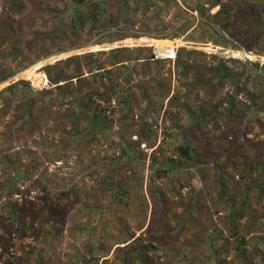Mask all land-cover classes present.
<instances>
[{
	"label": "rangeland",
	"instance_id": "374dc122",
	"mask_svg": "<svg viewBox=\"0 0 264 264\" xmlns=\"http://www.w3.org/2000/svg\"><path fill=\"white\" fill-rule=\"evenodd\" d=\"M175 2L178 3L177 6ZM209 2L210 0H171L170 5L173 6L167 9L162 1L144 15L143 7H140L133 20V32H140L144 23H149L150 27H160V21L162 25L169 27V31L164 34L162 33L165 31L161 30L155 32L157 35L153 33L128 37L113 43H95V36L86 32L80 37V44L72 47L70 41L74 37L70 34L69 22L74 15L73 6L79 5L78 0H10L6 4L0 0V19L7 13H11L15 19L24 18L17 31H9L5 35L11 41L6 40V45L9 42L8 46L13 44L20 51L18 60L15 61L10 56L4 61L5 66H15L20 61L29 62L26 67L28 71L22 73L19 70L14 76L1 82L0 91L13 83H19L18 88L23 90L25 84L21 81H27L34 94L55 89L56 83L51 81L46 70L53 65L57 67L52 70L53 74L65 68L70 76H75L83 69L84 75L74 78L75 83L83 87V93H88V86L92 84L101 92L109 91L111 79H118L115 68L111 78L107 75L100 81L97 75L102 70L90 73L86 62L81 61L79 68L75 63H65V60L70 56L87 53L98 64L110 68L108 59L113 49L142 47L140 62H135V66L127 62L132 79L129 82L118 79L117 91L123 94L125 103L120 104L116 98L112 100L111 107L106 109L110 120H101L107 125L103 131L98 129V133L92 132L90 135L76 132V135L68 119L61 122L64 110L60 108L59 99L54 105V113L47 121L41 122L42 129L33 135H27L20 123L16 125L20 129L19 133L9 134L6 124L17 117L13 108L3 120L0 126V165L6 168L3 172L0 170V183L10 181L5 191L11 189L14 193L10 197L2 194L0 206L8 202L21 205L29 199L40 207L46 204L45 201H49L51 210L46 212H54L55 215L48 218L46 224L42 225L40 222L39 229L0 224L1 233L15 238L10 254L1 258L0 264L8 261L9 264H88L89 261L92 264H126L125 257L134 253L136 246L147 243V238L155 241L161 237L167 240V245L155 242L158 249L148 252L153 261L151 264H173L174 261H178L177 264H217L211 255L215 249L229 250L228 254H221L223 264H264V226L259 228L252 225L256 220L264 222V132L256 121L260 119L264 122V112L251 107L248 95L243 93L239 95V102L233 108L230 118L219 117L218 111L228 112L229 104L221 101L226 93L233 91L231 84L221 87L212 72L203 70L200 73L201 67H192L182 75L177 63L178 50L184 47L198 51L193 59L204 68L216 67L223 60L227 68L239 73L244 68L243 63L252 61L259 63L254 69L262 74L264 22L258 25L257 21H264V0H221V4L225 3L229 7V25L225 28L220 23L223 21L222 16L215 18L221 4L207 10ZM12 4L21 7L15 10ZM202 5L206 9L200 12ZM160 7L163 8L159 10ZM243 13L260 15L243 19ZM129 14L131 16L133 11ZM155 14L161 18L158 20L153 16ZM186 22L191 27L183 34L176 35L177 30ZM206 24H212L219 31L212 40L205 34ZM56 28L67 31L68 37H55L54 40L48 37L46 33ZM37 32L44 33V39H40L41 34L37 36ZM164 35L168 37H162ZM202 35L205 36L204 39L200 38ZM143 37L148 39H141ZM34 39L39 40L38 45L27 44ZM61 46L66 50H60ZM247 46H253V50L249 51ZM155 47L160 56L157 60L152 59ZM43 49L49 50L50 55L35 61L37 53H42ZM246 52L252 55L247 56ZM174 53V58H163L165 55L174 56ZM213 55L219 58L214 59ZM145 58L159 61V65L152 61L148 63ZM44 74L50 81L48 85L38 80ZM199 75L204 77L202 81L211 77L214 79L205 85L198 80ZM36 80L38 83H35ZM252 81L247 82L249 89L255 88ZM188 82L193 83L192 90L188 88ZM163 87L168 88L170 94L159 100L164 93ZM261 87L260 85L259 88ZM177 92L183 95L181 106H170L169 99ZM205 93H209L206 94V100L203 98ZM77 96L79 94L69 99L74 101L76 109L80 111ZM36 99L40 100L38 97ZM149 101L157 106V111L153 114L156 117L153 116L152 121L157 141L153 146L146 142L138 146L135 144L139 141L136 133L140 127V117L144 113L143 108L147 107ZM38 103L36 112L40 106ZM104 103L102 102L103 105ZM160 104L163 105L162 108L159 107ZM212 105L213 108L216 106V113L219 114L218 118L216 115L217 125L213 122L215 120H202L200 126L195 125L194 121L197 119L192 113L204 119L200 110L205 106L208 111H212ZM68 106L64 105L66 108ZM62 129L70 132L63 135L65 131ZM185 140L194 147L205 146L206 151L210 150L205 155L206 165L196 162L193 168L186 166L193 163V160L180 156L178 149V145ZM258 142L262 144L257 145ZM237 144L240 149L234 155L233 159L238 163L234 167L225 151ZM215 150L220 154V166L225 167L220 168L213 162L215 157L212 152ZM154 156L161 162L153 160ZM163 156L173 158L182 167L169 168L170 162L163 163ZM158 168L168 171L160 176ZM108 173L114 174V177L106 183L104 179ZM220 175L224 178H220ZM222 186L226 193H222ZM17 188L21 190V194L15 193ZM161 191L166 195L165 202L160 199ZM117 192H121L124 202L115 199ZM194 194L204 197L198 201L199 209H191L189 198ZM225 194L229 196L221 197ZM230 196L235 197L233 199L237 206H242L241 201L247 197L239 228L244 232L249 230V234H246L249 241L247 247L262 251L254 256L250 253L240 255L243 246L239 249L235 247L240 240L237 238L236 242L230 236L225 224V207ZM184 212L188 213L189 218L183 219ZM1 214L7 215L4 210H0ZM160 215L167 216V226L159 223L161 228H166V232L161 235L153 228V221ZM175 216L182 220L178 221ZM123 226L127 232L134 233L133 239L141 235L142 241L131 239L120 243L125 238L122 235ZM181 230L183 232L179 234ZM218 233L219 239L213 244L206 242L211 236L217 237ZM129 242L134 243L130 249L127 248ZM185 244L188 247L187 256L182 257Z\"/></svg>",
	"mask_w": 264,
	"mask_h": 264
},
{
	"label": "trees",
	"instance_id": "16d2710c",
	"mask_svg": "<svg viewBox=\"0 0 264 264\" xmlns=\"http://www.w3.org/2000/svg\"><path fill=\"white\" fill-rule=\"evenodd\" d=\"M4 3H8L10 0H3ZM6 1V2H5ZM13 1V0H12ZM165 2V5L168 8H170L173 5H170L171 0H78L79 5L78 6H73L74 8V15L72 16L70 20V25H69V30L70 34L74 37L73 41H70V46L76 47L78 46V41H80V37L88 32L89 34L91 33L92 36H95L96 40L94 41L95 43H113L117 40H121L124 38L128 37H141L142 35H150L155 32L159 31H165L162 34L168 32V26L162 25L160 21V27L159 26H153L150 27L149 23H144L143 27L139 29L140 32L135 33L134 31V26L135 23L133 22L134 18L137 17L138 9L140 7H143L142 14L148 13L152 8L157 6L159 3L158 2ZM258 1V0H257ZM221 0H210L209 6L207 7V10L210 7H215L217 5H220ZM177 6V2H175ZM21 7V5H15L12 4V8L16 10V8ZM221 8L216 12L215 18H219V15L222 16L221 19L223 20L221 23L222 27H228L229 21L228 19V10L229 7L224 3L221 4ZM264 7V5H263ZM163 7H160L159 10H161ZM179 8L183 10L182 12L186 13L184 9H182L180 6ZM201 11L203 12V9H206L205 5L200 6ZM133 11V14L130 16L128 13ZM244 12V11H243ZM156 13H159L156 11ZM245 16H243V19L249 18V16H259L260 13H243ZM155 18L158 20L161 18L158 15H153ZM24 18L20 19H15L12 17L11 13L5 14L0 19V83L5 81L6 79L12 77L15 75V73L19 70H23L28 66V63L20 61L16 62L15 66L12 65H7L5 66L4 61L8 57H12L15 59V61L18 60L20 56V51L17 50V47L15 45H9V42L6 45V40L10 41L5 38V35H7V32L9 31H17L18 27H20V24H22ZM216 21V19H215ZM219 22V21H218ZM264 21H257L258 25H262ZM19 23V24H17ZM68 23V24H69ZM100 23V24H99ZM264 24V23H263ZM100 26V27H99ZM101 26L103 29H101ZM190 23L186 22L184 23L178 30L177 34H183V32L187 29H189ZM89 28V31H88ZM163 28V29H162ZM206 30L205 34L208 39L212 40L211 38L214 36V34H219V31L215 29V27L212 24H206ZM41 32H37V36L40 35ZM48 37H50L52 40L57 38L65 39L68 37L67 31L61 30L60 28H56L50 32L46 33ZM173 34L174 36H176ZM154 35H157L155 33ZM152 36V35H151ZM168 37V35H164L162 37ZM45 34L42 33L41 36L39 37L40 39H44ZM202 39L205 38L204 35L200 37ZM141 39H148L146 37H143ZM153 39V38H152ZM11 42V41H10ZM37 43V44H36ZM39 40L34 39L32 42H28L30 46L32 45H38ZM234 47H236L235 44H233ZM163 47V44H162ZM10 48V49H8ZM60 50H66L64 46L60 47ZM142 47H139L138 49L136 48H130V47H117L113 49L110 59H108V63L110 68H106L102 66L103 64H98L96 59L92 57V55H89L87 53H84L82 55H74L70 56L65 60V63H75L78 65L79 68H81V61L86 62V67L89 69L90 73H93L94 70H102L98 72V77L100 81H103L107 75L111 78L112 73L115 70H117V78H122L125 81L129 82L132 79L131 75V70L128 67V63L131 66H135V62L139 63L140 61V50ZM247 49L249 51L253 50V46H247ZM151 50V48H149ZM264 51V49H263ZM245 52V51H244ZM51 52L47 49H43L42 53H37V58L35 59L38 60L40 58H44L47 55H50ZM247 56H251L252 54L250 52H246ZM195 54H198V51L196 50H188L184 47H182L180 50H178V55H177V63L180 67V73L182 75H185L187 73V70L192 68V67H201L202 71H199L200 73L209 70L212 72L214 78L216 77L218 79L217 84L220 85L221 87L226 86L227 84H231L232 87V92L231 93H226L224 97L222 98V103L227 102L229 104L228 106V112L226 111L225 113L218 111L217 114L214 106L212 105V108L215 110H207V107H203L200 110V113L204 116L198 118L197 116L193 114V117L197 119V121H194L195 125L200 126V122L205 121H213L216 123V115L218 118L221 116L222 118H230L231 112L235 106H237L239 100L238 97L240 94L246 93L248 96V100L251 102V107L256 108L257 110H261L264 112V65H263V73H259L258 69H254V66H259V63H254L252 61H248L243 63V70L239 73H235V71L231 70L230 68H227L226 64L221 60L219 65L216 67H208L204 68L203 66L197 65L193 57ZM204 54V53H202ZM214 59H218L219 57L217 55H213ZM146 62L150 63L151 61L155 63V65H159V61L155 60H150L148 58H145ZM234 61H238V59L233 58ZM128 62V63H127ZM240 63L242 61L239 60ZM146 67H149L145 65ZM251 67V68H250ZM57 68L56 66H48L46 70L48 71V74L50 76V79L52 82L56 83V88L55 89H49L45 91H38L36 94H34L33 89H31L29 83L27 81H21L25 84V88L23 90L18 88L19 83H13L10 84L8 87L4 88L2 91H0V126L3 123V120L7 117L8 113L11 111L13 108L14 113L17 115L16 119L12 120V122L7 123V129L9 130V134L13 135L15 133H19L18 128H16V125L20 123V127L26 130L27 135H33L35 132L39 131L42 129V121H47L50 118V115L52 112L54 113V105L57 103L58 99L61 101L60 103V108H63L64 110V115L61 117V122L64 123L65 120H69L71 122V125H73L74 129L73 131L77 135L78 133H88V135L92 134V132L98 133V131H103L107 125L103 124L101 120L108 121L109 116L106 113V109L111 107V102L113 99L116 98V100L120 103L123 104L125 103V99H123V94L118 93L117 91V86H118V79L112 80L109 86V91H99L98 88L95 85H90L88 86L89 91L88 93H83L82 92V86H78L75 83L74 78H78L82 75H84L83 69L78 71L77 75L75 76H70L68 74L65 68H63L62 71L53 74L52 70ZM150 68V67H149ZM159 68V67H157ZM47 76L44 74L43 76H40L38 80L39 82L42 83L44 82V79ZM236 77V79H235ZM83 78V77H82ZM79 78V79H82ZM199 81L202 83L209 84L212 82V79L214 78H208L203 80V76L199 75L197 77ZM241 78H245V80H242ZM249 80H253V86L255 88L249 89L247 86V82ZM233 81V82H232ZM160 82V81H159ZM184 82V80H183ZM187 82V81H185ZM38 83V82H37ZM193 83L191 84L188 82V88L192 90ZM260 85L262 86L261 88ZM98 86V85H97ZM257 86V87H256ZM166 89V90H165ZM168 88L163 87V95H160L158 98L159 100L167 98V96L170 94ZM214 91V90H213ZM75 94H79L77 96L78 106L79 110L76 109L74 101L72 99H69ZM206 94L209 95V93H205L203 95V98L206 100ZM148 95V94H147ZM146 95L147 98H149ZM36 97H38L37 100ZM183 95H181L179 92L176 93L173 97L169 99V104L170 106H181L180 101L182 99ZM40 101V104L38 103ZM102 102H105L104 105ZM40 105L37 109V112L35 110L36 105ZM68 104V108L64 107V105ZM160 108L163 107L162 104L159 105ZM92 113L90 114V112ZM157 111V106L154 104V102L149 101L147 107L143 108V112L141 118V123L139 130L137 131V136L139 137V141L135 142L138 146L142 142H146L149 146H153L156 141H157V134L154 133L153 130V116L156 117L155 114ZM68 112V113H67ZM15 115V116H16ZM157 121V120H155ZM258 125L262 127V131L264 132V122L263 120L256 119ZM109 123V122H108ZM107 123V124H108ZM82 125V126H81ZM217 125V123H216ZM92 126H94L93 130ZM64 128H67V125L64 126ZM65 129H62V131H65ZM99 129V130H98ZM69 133L70 131H65L63 132V135ZM78 132V133H76ZM96 137L97 135H93ZM251 142V141H250ZM262 144V142H260ZM258 142L257 145L260 144ZM222 147V146H221ZM224 148V146L222 147ZM178 149L180 152V156H187L189 158H192L193 163H188L186 165L189 168H193L194 164L196 162L202 163L206 165L205 160V155H207V152H210L208 149L206 151L205 146L203 147H194L191 143L188 141H184L182 144L178 145ZM240 149L239 144L235 145L234 147H228V151H225L227 153V159L232 162L234 167L238 164L237 161H235L234 155L237 153V151ZM194 152V154L192 153ZM8 154V153H7ZM215 164H217L220 168L225 167V166H220V160L218 157H220V154L215 150L212 152ZM10 155V154H9ZM10 157V156H9ZM163 158V159H162ZM161 159L163 163L165 162H170L169 168L174 169L176 167H182L181 163H178V161H175L171 157H166L163 156ZM131 160H134L131 158ZM153 160L157 162H161L158 157L154 156ZM0 170H5L4 165H0ZM163 166V165H161ZM185 166V165H184ZM185 166V167H186ZM168 170L163 169V168H158V174L161 176L162 174H166ZM114 174L112 175L111 173H108L105 177V182L109 183V179L113 178ZM223 176L220 175V178ZM224 178V177H223ZM226 180L223 181V185L225 186ZM10 181L7 183H0V196L2 194H7L9 197L11 196V193H14L11 189L8 191H5L6 188H8ZM222 186V193H226L225 187ZM121 185H118L119 189L121 188ZM180 187H183V185H180ZM261 188V187H260ZM262 189V188H261ZM16 194H21V190L19 188L16 189ZM177 194V193H176ZM181 194V193H179ZM201 194V193H200ZM200 194L196 195L194 194L189 198V202L191 205V209L193 208H200L198 207V201L201 199H204L203 196H200ZM229 196L228 194H225L221 197H227ZM235 197L230 196L227 199V206L225 207V211L227 212L226 214V226L229 230L230 236L235 238L236 242L239 239L240 242L237 243L235 247L239 249L240 246H243L241 250V256H245L247 253H250L251 256H254L255 253L257 252H262L258 248H253L249 249L247 246L248 240L246 238V234H249V230L240 231L239 228V220L240 217L244 215L242 212V209L244 210L246 207V198H243L241 201L242 206H237V204L234 202ZM115 199H118V201L124 202L123 201V196L121 195V192H117V195L115 196ZM160 199L161 201L165 202L166 201V195L164 192L161 191L160 193ZM46 204L41 205L40 207L36 206V203L34 201H30L29 199H26L21 205L18 203H5L4 205L0 206V210H4L5 213H7L6 216L0 215V224H7L8 226H17L19 228H34V229H39L41 227V224H46L47 221L53 217L54 212L48 213L46 212L47 210H51L49 207V201H45ZM243 207V208H242ZM188 208V207H187ZM189 209V208H188ZM187 209V210H188ZM190 210V209H189ZM188 210V211H189ZM49 218V219H48ZM184 218H189V215L187 212H184L183 214V219ZM193 218V217H192ZM140 220V218H138ZM175 219L178 221H181L182 219L178 218L175 216ZM57 219H54V221ZM167 216L166 215H160L157 217L156 221H153L154 223V229H157L159 234H164L166 232V228H161L162 226L159 225V223L164 224V226H167ZM169 221V220H168ZM198 221V219H197ZM41 222V224H40ZM196 222V220H195ZM181 223V222H179ZM252 225L257 226L259 228H262L261 226H264V222L260 220H256L255 222L252 223ZM108 227V225L106 226ZM124 228V226H123ZM183 230L179 232L182 233ZM122 235L125 236V238L121 239L122 241L120 243H126L133 239L134 233L133 232H127V230L124 228L122 231ZM141 236V235H140ZM139 236V238H134L132 241H142V238ZM217 237H209V239L206 241L209 244H213L216 240L219 239L220 234L218 233L216 235ZM238 238V239H237ZM157 240L153 241L151 238H147V243H140V246H136V250H134V253L129 255L128 257H125V263L126 264H141V262H145L146 264H151L153 261L151 260L148 252L151 249H158V246L156 245L155 242L160 243L162 245H167V240L161 238H156ZM14 236L12 235H6L4 232H0V259L3 258L5 255L8 257V253L10 254L11 248L14 243ZM131 241V242H132ZM129 242L127 248H132L134 246V243ZM91 250V249H90ZM187 250L188 247L185 244L182 254L184 256H187ZM222 253H229L228 249H215L211 253L212 258L215 259L217 264H223V260L220 258ZM138 257V258H137ZM137 258V259H136ZM136 259V260H135ZM138 260V261H137ZM248 261V260H247ZM138 262V263H136ZM10 262L5 264H9ZM179 263L178 261H174L173 264ZM250 263V262H249ZM88 264H92V261L88 262ZM97 264V263H96ZM190 264V263H188ZM192 264V263H191Z\"/></svg>",
	"mask_w": 264,
	"mask_h": 264
},
{
	"label": "built area",
	"instance_id": "2783aa9c",
	"mask_svg": "<svg viewBox=\"0 0 264 264\" xmlns=\"http://www.w3.org/2000/svg\"><path fill=\"white\" fill-rule=\"evenodd\" d=\"M155 49H156V51H155L154 53L157 55L158 58H160L159 54L157 53V49H158V48L155 47ZM174 50H175V48H174ZM160 55H161V54H160ZM167 57H169V58H174V57H175V53H174V56H171V55L166 56V55H165V57H163V58H167ZM27 71H28V70H26L25 72H27ZM25 72H24V73H25ZM28 76H29V75H28ZM44 84H45V85H48V84H49V80H48L47 78H46V80H44Z\"/></svg>",
	"mask_w": 264,
	"mask_h": 264
},
{
	"label": "water",
	"instance_id": "95a60500",
	"mask_svg": "<svg viewBox=\"0 0 264 264\" xmlns=\"http://www.w3.org/2000/svg\"><path fill=\"white\" fill-rule=\"evenodd\" d=\"M152 59H155V60L158 59V57H157V55H156L155 53H153V55H152Z\"/></svg>",
	"mask_w": 264,
	"mask_h": 264
},
{
	"label": "clouds",
	"instance_id": "9594fccd",
	"mask_svg": "<svg viewBox=\"0 0 264 264\" xmlns=\"http://www.w3.org/2000/svg\"><path fill=\"white\" fill-rule=\"evenodd\" d=\"M27 69L25 68V69H23V70H21L22 71V73H24L25 71H26ZM16 74V73H15ZM47 78V77H46ZM48 79V78H47ZM49 80V79H48ZM49 83H50V81H49ZM52 83V82H51Z\"/></svg>",
	"mask_w": 264,
	"mask_h": 264
},
{
	"label": "bare ground",
	"instance_id": "6f19581e",
	"mask_svg": "<svg viewBox=\"0 0 264 264\" xmlns=\"http://www.w3.org/2000/svg\"><path fill=\"white\" fill-rule=\"evenodd\" d=\"M38 81L36 80V82L35 83H37Z\"/></svg>",
	"mask_w": 264,
	"mask_h": 264
}]
</instances>
